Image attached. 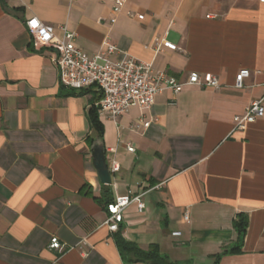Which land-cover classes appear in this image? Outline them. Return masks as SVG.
I'll return each mask as SVG.
<instances>
[{
  "label": "crops",
  "instance_id": "0c3cea01",
  "mask_svg": "<svg viewBox=\"0 0 264 264\" xmlns=\"http://www.w3.org/2000/svg\"><path fill=\"white\" fill-rule=\"evenodd\" d=\"M125 2L116 13L112 0H0V264H150L135 251L154 247L176 264H215L238 246L241 214V253L219 264H264V118L233 129L264 96V2ZM31 17L59 38L76 33L89 56L109 39L113 61L128 54L181 81L214 75L222 88L167 90L116 120L98 113L100 134L99 94L60 85L52 50L31 44ZM162 39L178 50L156 53ZM241 70L251 74L236 89ZM141 119L150 126L135 130ZM98 140L120 164L109 186L93 162ZM129 192L146 206H129L110 232L107 205ZM53 236L64 252L49 248Z\"/></svg>",
  "mask_w": 264,
  "mask_h": 264
},
{
  "label": "built area",
  "instance_id": "2783aa9c",
  "mask_svg": "<svg viewBox=\"0 0 264 264\" xmlns=\"http://www.w3.org/2000/svg\"><path fill=\"white\" fill-rule=\"evenodd\" d=\"M115 3L114 11L122 10L126 0H112ZM264 0H261L263 3ZM143 20V16L138 17ZM116 20H112L115 23ZM26 30L31 36V44L34 49H50L53 52L52 62L57 67L59 83L70 90H94L100 99L96 103L100 116H108L116 120L130 109L138 107L142 111H149L154 104L156 96L164 91H172L179 94L186 87H201L220 90L221 83L217 76H203L198 72H192L187 80L181 81L170 76L165 71L154 69L153 63H144L128 54L113 61L111 57L119 52V49L109 39L104 40L101 49L94 55H87L77 45V34L63 28L64 36L59 38L55 34L52 25L45 24L36 17H31L26 22ZM155 52H162L164 48L177 51L178 47L162 39L156 41ZM251 71L241 70L235 80V88L243 89L244 80L249 78ZM264 118V96L260 100L252 102L247 107L244 115L234 120V131H246L252 123ZM151 122L146 119L139 120L134 129L148 128ZM129 152L135 149L128 146ZM111 176L120 171V164L114 159L109 160ZM143 196H134L131 192L124 196L116 197L108 204L109 217L106 224L110 232H117L123 223L126 209L132 204L142 212L146 205ZM188 221V215L184 216ZM179 236L181 233H175ZM49 248L64 252L65 246L58 237L53 236Z\"/></svg>",
  "mask_w": 264,
  "mask_h": 264
},
{
  "label": "trees",
  "instance_id": "16d2710c",
  "mask_svg": "<svg viewBox=\"0 0 264 264\" xmlns=\"http://www.w3.org/2000/svg\"><path fill=\"white\" fill-rule=\"evenodd\" d=\"M100 99V98H99ZM99 101V100H98ZM90 120L92 121V124L97 130H100V134H102L101 131V125H100V119H98V109L96 106H94L90 112ZM234 227L236 231H238L239 238H238V246L235 248H232L228 251L223 252L221 255H218L215 257V264L220 263V258L223 255H237L241 253L242 248V242L246 235V227H247V218L243 214L238 215L237 219L234 222ZM135 253L144 261L150 263V264H176L174 262H171L168 260V258L162 256L159 252V249L154 247L151 251L144 252L140 250H136Z\"/></svg>",
  "mask_w": 264,
  "mask_h": 264
},
{
  "label": "water",
  "instance_id": "95a60500",
  "mask_svg": "<svg viewBox=\"0 0 264 264\" xmlns=\"http://www.w3.org/2000/svg\"><path fill=\"white\" fill-rule=\"evenodd\" d=\"M93 162L100 178L101 184L105 186L112 185L113 177L111 176L109 165L106 162V149L104 148L103 141H95L92 147Z\"/></svg>",
  "mask_w": 264,
  "mask_h": 264
}]
</instances>
